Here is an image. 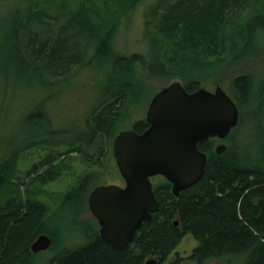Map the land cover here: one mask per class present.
Returning a JSON list of instances; mask_svg holds the SVG:
<instances>
[{"label":"trees","instance_id":"obj_1","mask_svg":"<svg viewBox=\"0 0 264 264\" xmlns=\"http://www.w3.org/2000/svg\"><path fill=\"white\" fill-rule=\"evenodd\" d=\"M139 1L14 0L12 14L0 23V29L7 32L6 44L18 63L22 68L31 65L43 76L46 86L64 79L73 63L74 69L75 65L81 68L94 64L106 74L99 85L103 93L82 119L80 130L79 126L70 128L64 131L63 139H52L62 131L51 126L43 101L40 108L49 126V139L32 141L25 147L0 144V264L32 261L36 252L30 251L28 244L39 232L50 236L47 248L55 251L59 245L45 264H142L148 255L163 260L185 232L196 240L186 257L198 264L224 254H237V264H264V232L259 229L255 204L258 197H264V147L254 158L228 144L216 153L212 136L197 142L206 155L199 179L177 196L169 192L167 180L156 182L157 209L151 212L149 221L141 222L124 248L111 247L92 225L86 229L85 239L75 246L62 245L60 232L53 227V236L45 231L50 215H46L47 204L37 192L40 185L57 177L64 161L59 159L58 163L56 158L75 151L100 163L106 145L110 149L129 95L148 83L145 79L161 83L177 79L186 90H192L201 85L205 74L217 75L247 55H258L253 51L242 56L239 53L248 41L253 42L251 17L240 19L252 0H149L141 12L142 50L118 51L114 36L121 21L128 23ZM60 18L64 20L49 42L50 20ZM37 26L43 28L42 34H38ZM247 29L249 32L245 33ZM70 41V47L63 50ZM88 49L86 63L77 61ZM46 71L59 72V77L52 79ZM230 82L231 91L243 107L253 97L264 106L263 79L257 83V97L252 90V73L234 74ZM30 116L26 113L25 121ZM146 124L138 118L131 128L140 131ZM59 143L64 144L62 150L46 152L25 168L22 176L15 173L16 159L22 150L31 145ZM92 145L93 150L88 152L86 149ZM88 176L89 172H84L60 194L58 207L68 202L75 204L71 216H78L80 201L85 206ZM174 216L177 225L173 224Z\"/></svg>","mask_w":264,"mask_h":264},{"label":"rangeland","instance_id":"obj_2","mask_svg":"<svg viewBox=\"0 0 264 264\" xmlns=\"http://www.w3.org/2000/svg\"><path fill=\"white\" fill-rule=\"evenodd\" d=\"M148 1L141 0L135 5L129 15L128 23L123 24L121 21L113 39L116 50L121 52L142 50L141 12ZM13 5L14 0H0L1 25L4 19L8 18L6 15L12 14L11 8ZM250 17V23L254 25L253 42L248 41L239 53L242 56L245 52L253 51L258 55H247L244 59L236 61L230 69L220 71L221 73L219 72L217 75V72L205 74L206 78L200 82V86L211 90L217 83L233 99L238 107L240 120L238 119L237 123L231 127L225 135L226 137H223L221 141L226 145L228 144L232 149L235 148L241 154L254 158L261 153L264 147V109H262L264 106L261 100L253 97L243 107L235 93L233 94L231 91L230 81L234 74L243 71L252 73L254 76V88L252 90L255 97H257V83L261 79L264 81V0H252L249 6L242 11L240 19L245 21ZM64 18L50 20L52 21V31L49 42L53 40ZM36 28H39L38 34H42L43 28L39 26ZM248 32L247 29L245 33ZM7 37V32L5 34L4 29H0L1 147L2 145L6 146V142L12 144V147L17 145L25 147L32 144V141L35 143L36 141L49 139L47 134L49 126L44 121L41 114L43 110L40 108L43 101L44 110L48 114L51 126L59 127L57 131H60V129L62 131L60 135L51 137L52 139H63L64 131L70 128L79 126L78 129L80 130L83 127L80 125L82 119L103 93V89L99 85H101V81L103 82L106 74H103L101 69L94 64L81 68L75 65L74 69L73 63L70 64L67 70L69 74L64 79L59 80L55 85L46 86L43 76L35 72L31 65L21 67L10 47L6 44ZM70 45L71 41L63 47V50L66 51ZM89 54L90 50L88 49L81 54L77 61L86 63ZM8 57H10V60ZM46 75L53 79L59 77V72L46 71ZM145 81L148 83L129 95L127 103L123 107V113L117 122L116 131L131 128V123L135 119L143 118L149 98L160 86L165 84V82L161 83L154 79H145ZM30 86L34 89H31ZM26 113H31L27 121L24 119ZM75 141L79 142L78 139ZM63 145L62 143L52 146L48 144L31 145L22 150L16 159L15 173L22 176L24 169L29 167L32 162L38 161L50 150H62ZM86 150L91 152L93 145ZM67 155H70L71 158H67ZM59 159H63L64 163L60 166V170L58 169L57 177L40 185V190L37 193L38 197L47 204L46 215H50L45 224V231L53 236V230L50 228L53 227L57 230L55 232H60L59 241L62 245L75 246L85 239L86 229L89 225L97 228V223L89 212L86 201L84 207L83 201L78 203V209L80 210L78 216H71V211L75 205L73 202L60 204L58 207L60 194L74 184L84 172H89L84 186L85 191L99 183L121 184L123 180L116 168L108 145H106L100 163L92 162L90 159L85 158L84 154L75 151L68 154L61 153L56 158L58 163ZM158 179L159 177H150V181L155 182ZM195 244L196 240L193 235L190 232H185L169 254L178 251L179 255L185 256ZM58 247L59 245L55 251L52 248L36 251L35 255L32 256L33 260L27 264H45L47 258L55 253ZM186 259V261L179 264H198L193 260ZM236 260L237 254H224L220 257L208 258L199 264H237Z\"/></svg>","mask_w":264,"mask_h":264},{"label":"water","instance_id":"obj_3","mask_svg":"<svg viewBox=\"0 0 264 264\" xmlns=\"http://www.w3.org/2000/svg\"><path fill=\"white\" fill-rule=\"evenodd\" d=\"M143 119L147 124L142 130L119 129L111 139V153L124 185L99 183L86 195L99 237L116 249L124 248L140 223L150 220L157 209L149 176L162 175L174 194L196 182L206 158L197 142L211 135L225 136L237 123L238 108L217 83L211 90L203 86L186 90L173 79L151 95ZM224 148L218 142L214 152ZM255 204L259 229L264 232V197H258ZM50 242L48 234L39 232L28 248L40 251ZM157 260V255L147 256L142 264Z\"/></svg>","mask_w":264,"mask_h":264},{"label":"flooded vegetation","instance_id":"obj_4","mask_svg":"<svg viewBox=\"0 0 264 264\" xmlns=\"http://www.w3.org/2000/svg\"><path fill=\"white\" fill-rule=\"evenodd\" d=\"M231 129V128H230ZM229 132V131H228ZM213 138H214V140H213V150H214V146H215V144L216 143H218V142H222L221 141V139L223 138V137H225V136H223V137H221V138H218V137H216L215 135H211ZM207 139V138H206ZM224 143V142H223ZM225 144V143H224ZM225 146H226V144H225ZM159 177V179H158V181H151V188H152V193H153V195H154V197L156 198V200H157V197H156V194H154V186H155V183L156 182H159V181H162V180H166L162 175H160V174H154V175H150L149 176V179H150V177ZM123 180V179H122ZM168 182V190H169V192L172 194V195H174V196H177L178 194H179V192H180V190L178 191V193L177 194H174V193H172L171 192V190H170V186H171V184H170V182L169 181H167ZM121 186H123L124 185V180L122 181V183L120 184ZM183 189V188H182ZM160 197H161V195H160ZM157 202H158V200H157ZM149 221V220H148ZM178 220H177V217L176 216H174L173 217V224L174 225H177L178 224V222H177ZM141 224V223H140ZM148 256H152V255H148ZM147 257V256H146ZM179 257V258H178ZM187 257H186V255L185 256H181V255H179V252L178 251H174L172 254H169L168 256H166L163 260H160V259H158L157 260V263L156 264H179L180 262H182V261H186L187 259H186Z\"/></svg>","mask_w":264,"mask_h":264}]
</instances>
